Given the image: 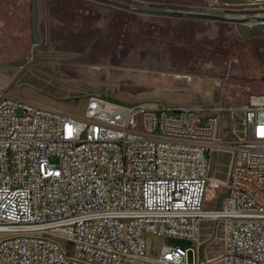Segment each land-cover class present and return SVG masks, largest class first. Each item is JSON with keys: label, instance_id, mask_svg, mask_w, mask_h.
I'll list each match as a JSON object with an SVG mask.
<instances>
[{"label": "built area", "instance_id": "2783aa9c", "mask_svg": "<svg viewBox=\"0 0 264 264\" xmlns=\"http://www.w3.org/2000/svg\"><path fill=\"white\" fill-rule=\"evenodd\" d=\"M225 111L242 114L234 140L218 133ZM221 151L225 181L208 173ZM206 218L221 221L223 264H264V95L214 108L93 95L74 114L0 92V264H191L181 246L149 254L146 235L196 244Z\"/></svg>", "mask_w": 264, "mask_h": 264}, {"label": "rangeland", "instance_id": "374dc122", "mask_svg": "<svg viewBox=\"0 0 264 264\" xmlns=\"http://www.w3.org/2000/svg\"><path fill=\"white\" fill-rule=\"evenodd\" d=\"M105 1L109 22L87 6L71 8L70 0L37 5L42 41L33 44L30 0H0V92L74 114L93 95L207 108L264 95V17H251L264 12V0ZM242 12L249 16L227 17ZM241 116L220 114L222 139L241 134ZM231 158L229 151L212 154L209 175L225 181ZM224 197V186L216 197L206 193L205 207L219 208ZM61 243L70 253L71 245ZM146 243L153 256L162 245L181 246L188 263L223 264L218 218L201 222L196 244L153 235Z\"/></svg>", "mask_w": 264, "mask_h": 264}, {"label": "crops", "instance_id": "0c3cea01", "mask_svg": "<svg viewBox=\"0 0 264 264\" xmlns=\"http://www.w3.org/2000/svg\"><path fill=\"white\" fill-rule=\"evenodd\" d=\"M59 0H37V5L40 6V4H44V5H50V4H57ZM60 5L63 6L64 0H60ZM82 5L84 7H88L90 9H92L94 11V17L96 18V20L98 21H106L109 22L110 21V17H109V13H106V10L104 8V3L101 0H70V6L71 8L77 7ZM68 5V4H67ZM37 27H38V32L39 35L42 36V33L39 29L38 26V18H37ZM56 28V27H55ZM52 101H54L53 99H50Z\"/></svg>", "mask_w": 264, "mask_h": 264}, {"label": "water", "instance_id": "95a60500", "mask_svg": "<svg viewBox=\"0 0 264 264\" xmlns=\"http://www.w3.org/2000/svg\"><path fill=\"white\" fill-rule=\"evenodd\" d=\"M30 27H31V35L33 38V44H39V36L37 31V1L36 0H30Z\"/></svg>", "mask_w": 264, "mask_h": 264}, {"label": "bare ground", "instance_id": "6f19581e", "mask_svg": "<svg viewBox=\"0 0 264 264\" xmlns=\"http://www.w3.org/2000/svg\"><path fill=\"white\" fill-rule=\"evenodd\" d=\"M125 2V1H124ZM117 3V2H116ZM135 4V3H134ZM142 4V3H141ZM136 9V8H135ZM239 14H240V16H239ZM248 14H246V13H232V14H227V17H229V18H235V17H240V18H244V17H248L247 16ZM251 17H264V12H257V13H255L253 16H251ZM251 21H256L254 18H252V19H250ZM175 77L176 78H187V80H191V78L190 77H187V76H184V75H179V74H176L175 75Z\"/></svg>", "mask_w": 264, "mask_h": 264}, {"label": "flooded vegetation", "instance_id": "af4514ba", "mask_svg": "<svg viewBox=\"0 0 264 264\" xmlns=\"http://www.w3.org/2000/svg\"><path fill=\"white\" fill-rule=\"evenodd\" d=\"M37 1V0H36ZM103 3H104V5H105V3H107L105 0H101ZM37 31H38V27H37ZM56 31H58V30H56ZM56 31H55V33H56ZM51 33V32H50ZM55 33H53L52 32V34H55ZM38 36H39V43L42 41V36H40L39 35V32H38ZM31 40H32V42H33V38H32V35H31Z\"/></svg>", "mask_w": 264, "mask_h": 264}]
</instances>
